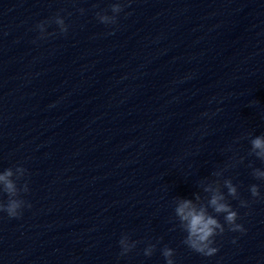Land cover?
<instances>
[{"label": "clouds", "instance_id": "9594fccd", "mask_svg": "<svg viewBox=\"0 0 264 264\" xmlns=\"http://www.w3.org/2000/svg\"><path fill=\"white\" fill-rule=\"evenodd\" d=\"M125 5L121 0H116L110 6L112 15H108L106 12H97V19L105 25H115L117 18L121 12H123ZM83 14L84 9H79ZM54 22L61 33H67L68 25L65 23V19L57 14L50 21H41L36 25V28L40 32V38L43 39L50 33H47L46 25ZM251 136V134H247ZM249 155L255 156L262 163H264V134L251 137L250 139ZM242 162V161H241ZM251 166V165H250ZM26 169L17 166L15 169L7 168L3 172H0V192L6 193L8 196L7 203L0 201V212H5L10 218H17L21 215V209L25 206L31 207L30 204L26 205V202L19 198L21 192L28 191V185L25 183L22 188H18L17 181L20 180L26 174ZM222 171L213 173V176L221 177ZM252 176L258 180L264 181V168L254 167L252 170ZM222 186L227 189V196L221 190V181L216 179L207 183H201V187L204 193L208 194L202 198L199 193L194 194L195 202L191 199H178L176 200V206L174 209L175 216L180 222V227L186 232L183 243L191 250L195 251L206 257L214 256L219 249L214 246L215 237L222 235L225 232V225L228 230L232 232H245L246 229L242 224L237 223L238 212L233 209L228 202L227 197L230 196L233 199L240 200L241 207H247L248 201L240 199L238 188L233 184L230 178L223 179ZM249 191L253 198H262L257 184H252L249 187ZM209 208L219 215H224V223H221L217 216L209 213ZM235 242V241H234ZM138 241H133L125 234L122 235L119 240L121 248L120 256H125L131 252ZM156 248L155 244L149 243L144 249L145 256H151ZM162 255L166 260V264H175L173 259L174 250L165 246L162 249Z\"/></svg>", "mask_w": 264, "mask_h": 264}]
</instances>
